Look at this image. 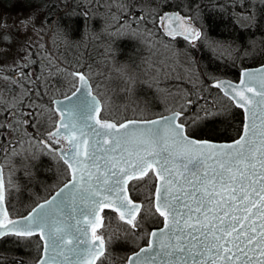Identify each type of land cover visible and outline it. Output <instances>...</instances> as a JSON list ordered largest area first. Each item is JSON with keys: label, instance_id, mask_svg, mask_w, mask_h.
Here are the masks:
<instances>
[{"label": "snow or ice", "instance_id": "obj_1", "mask_svg": "<svg viewBox=\"0 0 264 264\" xmlns=\"http://www.w3.org/2000/svg\"><path fill=\"white\" fill-rule=\"evenodd\" d=\"M259 2L264 5V0ZM75 3L76 9L65 13V34L77 24L85 29L97 20H111L114 23L102 31L116 51L122 41L152 35L139 28L146 20L141 0ZM31 19L19 23L27 30ZM159 19L166 36H183L190 43L201 39V32L186 23L188 17L165 13ZM245 19L256 22L255 14ZM5 42L10 48L12 42L0 31V45ZM142 42L155 47L146 39ZM28 55L18 50L15 75L0 77L11 85L10 99L0 96V152L6 158L20 154L16 147L23 146L27 128L39 126L31 119L43 115L36 111L41 106L31 102L41 92L36 87L40 77L33 79L25 71L34 63ZM149 68L157 77L175 70L167 58ZM68 75L75 90L56 102L59 119L54 130L47 132V140L38 141L63 163L66 182L51 199L14 220L4 207L6 184L0 166V238L38 237L43 248L35 264H102L113 242L103 234V213L110 209L132 231L145 213L163 223L147 233V246L127 257V264H264V67L242 72L238 84L214 85L244 112L242 134L225 144L192 136L183 108L158 119H106L89 77L80 71ZM229 107L203 110L193 123L227 116ZM31 158L38 160L35 153ZM146 180L154 188L147 208L129 194L132 182Z\"/></svg>", "mask_w": 264, "mask_h": 264}, {"label": "trees", "instance_id": "obj_2", "mask_svg": "<svg viewBox=\"0 0 264 264\" xmlns=\"http://www.w3.org/2000/svg\"><path fill=\"white\" fill-rule=\"evenodd\" d=\"M66 3L67 8L65 7ZM45 5L46 22L51 28L48 49L54 53L52 52L51 56H46L47 53L45 55L42 49L38 51V67L49 68V70H38V75L42 76L38 80V89L41 92L38 97V105L41 106L38 108V112L43 111V115H38V127L41 126L42 117L46 118L47 116L50 121L54 120L51 107L52 97L64 95L74 88L72 78L68 73L81 70L89 77L93 91L101 99L106 119L110 118L116 121V119L121 120L127 117H150L164 113V111L169 112L183 108L185 110L184 122L188 126L189 133L193 136L229 140L240 133L243 120L241 109L232 105L231 101L211 82L219 77L236 80L242 67L264 62V5H261L259 0H141L140 11L146 14L147 23H150L149 15L153 14L152 21L154 23H152L155 28H158L157 21L160 15L167 10H177L188 15L200 28L201 39L194 43L181 37L175 39L167 37L162 32L158 34V30H156L158 33H155L156 37L152 38L154 39L152 41L158 43L161 49L170 47L173 53L178 56L176 57L178 73L162 76V87L176 84L185 89L186 96L181 104L162 101L161 94L157 91V88L160 87H157L152 81L147 83L145 78L139 84H131L123 80L119 84L116 81L106 84L108 77L115 75V72L110 71L113 65L119 63L139 64L138 59L148 53L145 48L142 50L138 46L142 42L135 39L122 41L118 44L119 51H116V46H111L110 38L102 31L107 28L108 23H114L111 20L107 23L97 20L85 29L77 24L70 33L65 34L61 30V26L66 24L65 13L76 9L75 0H58V2L48 0ZM91 11H95V8L90 9ZM240 13H245L247 16L255 14L256 22L251 20L244 24L240 19ZM254 41L256 43L254 50L246 55L234 51L235 55L227 56L212 47V43L220 42L234 44L240 49H248L251 46L248 44ZM158 44L156 45L158 46ZM168 58L170 62L171 59H175L172 55ZM183 66L188 69L186 75L183 73ZM98 68L105 70L103 92L100 91L97 87L98 84L92 78L94 74H98V71L95 70ZM97 83L99 82L97 81ZM110 86L116 88V91L113 92ZM129 86L135 88L134 93L127 90ZM118 87L122 91H119ZM189 100L192 101L191 104L187 103ZM109 102L127 103L128 105L125 106L130 111L119 112L117 109L122 104L118 108L114 103L109 104ZM136 105L144 106L150 112L141 114L133 112L132 110L135 109L133 107ZM225 106H230L227 116H220L212 122L193 123L197 114L201 116L204 114L203 110H220ZM50 127L51 125L46 126L40 131H46ZM30 162L26 171L28 175L24 176L20 185L25 190L26 188L40 189L50 180L51 167L45 164L46 159L40 157L36 161L31 159ZM58 167H61L60 163H58ZM62 177L58 181H61ZM115 222L119 223L116 220ZM8 241L11 247L4 259L9 260L10 264H21L22 259L26 258L25 251L19 246L21 243L13 236ZM113 247L114 251H112L113 249L108 250L106 257L102 258V264H121L118 250L122 249L123 244L121 241H116Z\"/></svg>", "mask_w": 264, "mask_h": 264}, {"label": "flooded vegetation", "instance_id": "obj_3", "mask_svg": "<svg viewBox=\"0 0 264 264\" xmlns=\"http://www.w3.org/2000/svg\"><path fill=\"white\" fill-rule=\"evenodd\" d=\"M28 54V59L33 60L34 63L30 64L29 67L25 69V71L32 73L33 79H35L36 77H42L41 75H38V70H49V68H44L41 66L38 67V51L36 49L29 50ZM5 75L9 77L14 76V66H0V77H3ZM21 82L23 83V81ZM36 87L38 88V81ZM10 88L11 85L9 82L0 79V96H4L10 99V97H8ZM31 102L38 105V97L33 95L31 97ZM25 103H29V100L26 99ZM36 111L38 112V108L36 109ZM52 111L54 113L55 119L50 123V129L46 131H39L38 128H27V134L23 135L22 137L24 141L23 146L16 147V151L20 153L19 155L9 156L6 158L5 154L3 152H0V166L3 167L6 184L4 207L7 209L8 217L10 219L26 214L35 204L45 199L61 183L66 180L65 166L61 161H59L58 157H56L54 154L48 153V150L46 148L42 149V151L38 155V144L42 145L38 143V141L47 140V132L53 129L54 123L57 118V114L53 107ZM30 123H38V115L32 118ZM11 150L12 149L10 148L9 151ZM32 153H35L41 159L43 158L44 160H47L45 164L51 167L52 174L49 178L50 180L40 189L35 188L31 190L26 188L25 190L21 187L20 182L23 181L24 176L28 175L26 171L28 170V166L31 164L30 160L32 159ZM58 163L61 164L60 168L58 167ZM61 177V181H58V179ZM153 190L154 188L152 187V184L147 180L134 181L130 185L129 194L133 200L143 204L144 207L147 208ZM105 211L103 213L105 218V228L103 229V234L106 238L113 237V242L108 245L107 253L110 249H113L112 251H114L113 246L116 241H121L123 247L122 249L118 250V252H120L119 261L121 264H126L128 254L136 250L140 245L145 244L148 240L147 233H149L152 228L158 227L162 223V220L157 223V221L160 220L159 217L145 213V215L141 218L140 226L135 231H132L128 228L127 225L120 222L116 218V214L111 210ZM114 219L122 225L121 227L117 226L118 230L115 231L112 230V225L115 221ZM10 237H12V235L0 238V264H10L9 260L4 259L5 255L11 247L10 242L8 241ZM13 237L17 241H19V243H21L19 244V246L25 251L26 258L24 257V259H22L20 263L34 264L41 253V241L39 240V238L32 237L30 240H22L15 236Z\"/></svg>", "mask_w": 264, "mask_h": 264}, {"label": "rangeland", "instance_id": "obj_4", "mask_svg": "<svg viewBox=\"0 0 264 264\" xmlns=\"http://www.w3.org/2000/svg\"><path fill=\"white\" fill-rule=\"evenodd\" d=\"M46 1L48 0H0V31L3 32L4 36H7L9 38V41L12 42L11 47H8V42H5L4 44L0 45V66H14V64L20 62V58L17 56L18 50L20 52H24L25 55L28 54L29 50L36 49L39 51L40 49L43 50L44 54L46 56H51L53 51L49 50L48 41L51 39L50 35V27H48L46 22ZM52 1V0H49ZM55 2H58V0H55ZM31 16L32 19L28 22V29L26 30L23 26V24L19 23V21L22 20L24 17ZM240 19L241 21L246 24L249 23L251 20L245 19L247 14L240 13ZM153 14L149 15V21L150 23H147L145 20L139 25V28L147 33L151 32V36H145L141 37V42L145 39L151 44L155 45V47H149L148 43L142 42V44H138L140 48H145L147 50V54L142 56V58L138 59L139 64L132 65V63H119L116 65H113V67L110 69L111 72H115V75H110L108 77L107 83L112 84L113 81H116L118 84L121 83V80L131 83V84H139L140 82H143L144 78L146 79L147 83L149 81H152L157 87V91L161 94L162 101L168 102V103H182L186 94L185 89L182 87L180 88L176 84L172 85H163V74H161L159 77L156 76V73L154 70L149 68V64H159V61L162 59L167 58L169 61V56L172 55L175 59L172 60L169 63L171 64L172 68H174V71H170L169 74H175L178 73L176 71V61L178 56H176L173 53V50L170 47L161 49L159 44L155 41H152L156 37V34H160L163 31L161 30V26L157 21L158 28H155L154 22L152 21ZM191 19V18H190ZM192 20V19H191ZM193 21V20H192ZM153 22V23H152ZM154 30V31H153ZM158 30V32H156ZM27 31V35L25 36L24 33ZM156 33V34H155ZM158 36V35H157ZM161 36V35H160ZM27 43L28 48L27 49H21L20 45L22 43ZM154 42V43H153ZM194 43V42H192ZM158 44V46L156 45ZM232 45V46H230ZM251 45V46H250ZM255 41L248 44L250 48L248 49H240V47L234 45V44H228V43H212V47L215 48L216 51L219 53L225 54L227 56H233L235 53L234 51L238 52L239 54H247L248 52L251 53L255 48ZM50 52H49V51ZM243 52V53H242ZM54 53V52H53ZM155 53V54H153ZM184 68L183 73L186 75L188 73V69L183 66ZM98 71V74L93 75V80L96 82L97 87L100 89V91L103 92V88H105V70L102 69H95ZM112 74V73H111ZM177 76V75H176ZM124 78V79H123ZM165 78V77H164ZM97 81L99 83H97ZM158 81V82H157ZM176 85V86H175ZM112 88V91L115 92L116 88ZM115 90V91H114ZM119 91H122L120 87H118ZM128 91H132L134 93L135 88L132 86H129ZM110 97V96H109ZM107 99V97H106ZM111 100V99H110ZM114 101V99H113ZM127 102V101H125ZM112 102H109V104ZM116 107L120 108L117 109L119 112H128L130 109L126 108L125 105H128L127 103H121L119 102H113ZM112 103V104H113ZM135 103H138V101H135ZM117 104V105H116ZM131 108V106H130ZM132 111L136 113H144V112H150V110L147 108H144V106H134ZM137 108V109H136ZM165 113V111H164ZM162 114V113H161ZM47 119V120H46ZM120 119H116V121H119ZM41 121V119H40ZM53 121V120H52ZM50 119L46 116V118L42 117V123L41 126L38 127V130L40 131L42 128H45L46 126H49L52 122ZM38 131V133H39ZM42 146V147H41ZM44 149L43 145L38 144V155L40 152ZM117 225L121 227V223H113L112 230H118Z\"/></svg>", "mask_w": 264, "mask_h": 264}, {"label": "water", "instance_id": "obj_5", "mask_svg": "<svg viewBox=\"0 0 264 264\" xmlns=\"http://www.w3.org/2000/svg\"><path fill=\"white\" fill-rule=\"evenodd\" d=\"M165 13H168V14L178 13L179 15H181V16H183V17H188L187 15H184V14H182L181 12H179V11H177V10H167V11H165L162 15H164ZM162 15H161V16H162ZM188 18H189V17H188ZM186 23H187V24H190L191 27H193V28H195L196 30L199 31V28L197 27V25H196L194 22H192L190 19H188V20L186 21ZM162 29H163V31L165 32V29H164L163 26H162ZM181 37H183V36H181ZM261 67H264V62L259 63V64H256V65H252V66H246V67H243V68L240 69L239 74H238V77H237L236 80L231 79V78H229V77H219V78H216V79H214V80L212 81V85L214 86L217 82H226V83H231V84H238L239 81H240V77H241V73H242V72H244V71H254V70H256V69H258V68H261ZM80 72H82V71H80ZM84 74H85V73H84ZM85 75H86V74H85ZM89 82H90V80H89ZM90 84H91V82H90ZM76 86H78V85H76ZM91 86H92V85H91ZM217 89H219V88H217ZM74 90H75V89H73L72 91H74ZM72 91H71V92H72ZM219 91L224 95V93H223L220 89H219ZM71 92H69V93H67V94H65V95H71ZM93 94L96 95L94 92H93ZM65 95L60 96V97H55V98L52 99V105H53V108H54L55 110H56V108H57V103H56V102L63 101ZM96 96H97V98L100 100V98L98 97V95H96ZM100 101H101V100H100ZM65 103H66V102H65ZM174 111H179V110H173V111H170V112L162 113V114L155 115V116H151V117H147V118L129 117V118L122 119V120L119 121V122H123V121H126V120H133V119H135V120H150V119H158V118H160L161 116H168V115H171V113L174 112ZM241 111H242V115H243L242 126H241L240 133H239L236 137H234V138H232V139H229V140H217V139H210V138H203V137L201 138V137H196V136H194V137H195L196 139H200V140H209V141H211V142H213V143H218V144L232 143L234 140H236V139L239 138V135L242 134V131H243L244 112H243L242 109H241ZM58 119H59V116H58L57 120H58ZM109 120H110V119H109ZM53 130H54V129H53ZM192 136H193V135H192ZM65 182H66V181H65ZM65 182H63L60 186H58V187H57V188H56V189H55V190H54V191H53V192H52V193H51L46 199H44V200H42V201H39L36 205H34V206H33V207H32V208H31L26 214L21 215V216H18V217L11 218V219L19 220V219H22L23 217L27 216L28 213L31 212L32 209L35 208L38 204L43 203V202H44L45 200H47V199H51V197H52L53 195L56 194V192L59 190L60 187L63 186V184H64ZM162 226H163V223H161V225L158 226V227L152 228L150 231L156 230V229H158V228H160V227H162ZM147 241H148V240H147ZM146 246H147V242H146L145 244L141 245L140 247H138L136 250H134V251H132L131 253H129L127 257L132 256L135 252L139 251L140 248H142V247H146ZM42 248H43V242L41 241V253H40V255H42ZM126 264H127V259H126Z\"/></svg>", "mask_w": 264, "mask_h": 264}, {"label": "bare ground", "instance_id": "obj_6", "mask_svg": "<svg viewBox=\"0 0 264 264\" xmlns=\"http://www.w3.org/2000/svg\"><path fill=\"white\" fill-rule=\"evenodd\" d=\"M32 50V49H31ZM34 52V51H33Z\"/></svg>", "mask_w": 264, "mask_h": 264}]
</instances>
